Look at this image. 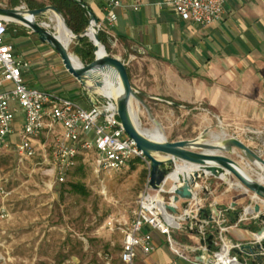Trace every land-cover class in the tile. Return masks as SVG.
<instances>
[{
    "label": "crops",
    "instance_id": "crops-1",
    "mask_svg": "<svg viewBox=\"0 0 264 264\" xmlns=\"http://www.w3.org/2000/svg\"><path fill=\"white\" fill-rule=\"evenodd\" d=\"M80 1L98 19L108 54L125 63L131 86L145 95L178 104L172 106L174 112L169 111L180 117L167 124L168 141L192 139L203 129L213 127V133L223 130L227 137H236L247 147L264 153V0H226L221 18L206 28L180 20L166 0H117L118 5L110 8L115 18L112 25L107 19L106 0ZM15 27L13 36L17 41L32 42L26 45V41H20V49L9 43L16 57L23 55L28 62L23 71L25 85L37 84L43 91L76 96L80 98L78 104L88 109L90 104L80 85L55 63L57 58L51 56L55 52L41 44L36 35ZM29 74L34 76L33 82L27 78ZM44 83L48 90H44ZM174 127L190 135L172 138ZM215 182L214 192L219 188ZM229 190L208 202L231 208L234 201L228 198ZM227 228V244L253 239L247 230L234 225ZM141 234L150 237L154 249L149 254L137 250L136 264H196L200 253L191 249L199 247L198 238L187 231H172V244L155 230L143 228ZM173 249L183 257L177 258ZM201 255L203 261L199 264H208V253L202 251Z\"/></svg>",
    "mask_w": 264,
    "mask_h": 264
},
{
    "label": "rangeland",
    "instance_id": "rangeland-1",
    "mask_svg": "<svg viewBox=\"0 0 264 264\" xmlns=\"http://www.w3.org/2000/svg\"><path fill=\"white\" fill-rule=\"evenodd\" d=\"M39 1L46 3V0ZM0 6L8 8V0H0ZM53 27L51 24L50 32H53ZM14 28L16 27L12 25L9 27L7 43L14 44L18 49L21 48L17 46L20 41H26V45L32 43L25 39L17 41L13 36ZM75 47L76 43L69 46L68 51L73 55ZM51 56L57 58L55 63L58 66L62 65L56 53ZM23 57L22 55L18 59L24 61ZM78 59L83 63L79 57ZM27 78L34 81L32 74ZM44 85V90H48L47 83ZM26 86L36 90L43 89L37 84ZM58 95L76 103L80 101L76 96L60 93ZM146 103L167 138L170 133L167 124H173L180 115L170 114L169 111L175 110L164 102L148 99ZM16 108L18 112L12 125L13 134L8 139L12 145L19 141L17 132L22 127L23 118L21 109L18 106ZM139 120L141 130L150 131L154 128L153 122L145 115L143 109L139 113ZM57 128L61 130L59 126ZM174 130L172 138L176 135H190L189 132H178L177 127H174ZM211 134L225 135L223 130L218 134ZM52 142L51 138H40L37 144L42 149H38L33 158L23 159L14 149L0 155V264H118L123 240L122 231L134 218L148 178L149 162L135 161L118 172L96 173L93 154L84 152L64 182L58 183L43 157L46 156L49 160ZM252 150L264 160V153ZM237 155L242 156L236 151L232 158L253 178H258L261 173L252 165L248 167ZM80 166L81 169L78 170ZM231 182L236 183L234 179ZM75 183L82 185L87 194L79 195L70 191V184ZM171 185V181L165 184L166 191ZM226 189L228 187H222L213 197L221 195ZM243 190L235 186L230 187L228 198L236 203V211L257 202L250 200L251 198L247 200L244 194L251 197L252 195L246 191L244 193ZM168 198L169 195H166L165 200ZM218 206L225 207L222 204ZM248 227H255L257 230V226L250 220L242 222L238 228L251 233L246 229Z\"/></svg>",
    "mask_w": 264,
    "mask_h": 264
},
{
    "label": "water",
    "instance_id": "water-1",
    "mask_svg": "<svg viewBox=\"0 0 264 264\" xmlns=\"http://www.w3.org/2000/svg\"><path fill=\"white\" fill-rule=\"evenodd\" d=\"M71 1L79 5L88 17L87 27L78 35L71 32L62 14L51 5L38 9L0 6V21L23 28L36 35L41 44L49 46L59 57L64 70L80 85L90 106H95L97 98L101 96L99 91L105 85L104 73L111 72L118 81V89L112 101L119 126L149 162L148 189L152 192L160 191L162 186L171 181L172 185L167 192L169 198L164 210L178 219L179 229L198 238L199 246L209 254L215 249L214 240L219 232L216 222L220 221L221 227H228L238 223L241 217H246V220L257 226L255 234L252 233L251 227L246 228L250 230L253 239L251 242L240 244L238 248H229V253L239 262L247 260V264L262 263L264 208L262 209L261 205H264V182L253 178L232 156L238 151L242 156L237 157L248 167L249 165L255 167L260 173L261 171L264 173V160L236 137L212 135L213 127L203 129L192 139L168 141L160 125L152 117L146 100H156L171 106L173 103L134 89L130 84L125 63L120 57L108 54L98 39L100 32L98 19L82 1ZM52 18L61 22L66 32V41L63 42L59 38L54 27L53 32H50ZM83 38H86L93 47V60L88 64L81 63L78 57L68 51L70 44L78 43ZM74 58L79 61L78 64L73 61ZM142 109L153 122L154 128L160 132L161 139H153L141 130L139 113ZM136 119L139 121L138 126ZM173 174H176L175 181L169 179ZM232 179L236 183H232ZM201 181L203 184H200ZM214 182L219 185L215 192ZM233 186L249 192L252 195L250 200L257 202L239 211L232 210L236 207L235 203L228 208L218 206L213 201L208 202L209 198L220 192L222 187ZM191 206L194 208L192 211ZM247 209H252V212L247 213ZM237 227H240V224ZM196 260L202 262L200 257Z\"/></svg>",
    "mask_w": 264,
    "mask_h": 264
},
{
    "label": "built area",
    "instance_id": "built-area-1",
    "mask_svg": "<svg viewBox=\"0 0 264 264\" xmlns=\"http://www.w3.org/2000/svg\"><path fill=\"white\" fill-rule=\"evenodd\" d=\"M136 3L140 0H135ZM118 5L117 0H106L105 10L108 11V23L113 24L114 16L110 13L112 6ZM176 16L201 28L217 22L226 5V0H166ZM26 8L25 5H20ZM138 7H134L136 11ZM8 25L0 21V155L14 149L16 154L29 159L36 155L37 141L40 138L53 140L49 160L44 162L50 167L51 173L58 183H63L67 174L75 167L82 153L93 154V167L96 173L118 172L125 169L132 161L147 162L135 143L127 137L119 126L115 116V107L111 98L100 96L95 106L82 108L78 103L58 94L28 88L23 81V71L28 68L27 61L19 60L11 44L6 42ZM21 109L23 114L22 127L18 130L19 141L12 145L8 142L13 134L12 125L15 115ZM59 126L61 128L58 132ZM148 178L144 192L140 196L137 210L131 224L122 231L123 240L118 258L119 264H136V251L149 254L154 249L150 237L141 234L143 228L157 231L172 244V231L179 230V221L164 210L168 195L164 186L160 191L148 189ZM246 221L241 217L234 226ZM111 222L109 226H111ZM216 224L219 232L214 240V251L207 255L208 264H247V260L239 262L229 248H238L240 244L226 243L227 227ZM251 242V241H250ZM218 248V249H216ZM193 253H207L200 246ZM177 258L182 254L173 249ZM262 263L264 264V252ZM196 264H199L196 259ZM69 264H80L72 262ZM106 264H109L107 262ZM169 264H176L171 262ZM257 264V263H256Z\"/></svg>",
    "mask_w": 264,
    "mask_h": 264
},
{
    "label": "trees",
    "instance_id": "trees-1",
    "mask_svg": "<svg viewBox=\"0 0 264 264\" xmlns=\"http://www.w3.org/2000/svg\"><path fill=\"white\" fill-rule=\"evenodd\" d=\"M9 7L8 8H15L18 6L20 2H23L26 5L27 9H38L43 8L46 5H51L55 7L58 12L62 14L64 17L65 23L67 27L71 30V32L74 35L80 34L88 24V17L86 15V12L77 4L72 2L71 0H46V3L38 2L37 0H8ZM9 27L11 25H8L7 31H9ZM98 39L103 43L105 46V49L107 50V40L102 35L101 32L98 33ZM92 45L86 38L81 39L78 43H76V47L74 50V53L76 56L80 58V60L84 64H88L93 60V54H92ZM173 103V107H176L178 104L175 102ZM81 159L78 157L77 161ZM136 162L139 160H135ZM132 161L131 163L135 162ZM130 163V164H131ZM81 169V166L78 168V170ZM70 191L77 193L79 195H86L87 192L84 189L82 185L79 184H70ZM252 231L255 232L256 228L251 227Z\"/></svg>",
    "mask_w": 264,
    "mask_h": 264
},
{
    "label": "bare ground",
    "instance_id": "bare-ground-1",
    "mask_svg": "<svg viewBox=\"0 0 264 264\" xmlns=\"http://www.w3.org/2000/svg\"><path fill=\"white\" fill-rule=\"evenodd\" d=\"M52 23L54 24V30L58 33L59 38L63 42L66 41L67 40L66 32H65V29L63 28L61 22L58 19L52 18ZM73 61L76 64L79 63V61L77 59H75V58L73 59ZM103 78L105 80V85L99 91V94L101 96H104V97L112 99L114 94H115V92H116V90L118 89V81H117L116 77L111 72L104 73ZM135 122H136V124L138 126L139 125V121L136 119ZM142 131H143V133L147 134L148 136H150L153 139H161L162 138L160 132L157 129H155V128H153L150 131H145V130H142ZM253 163L255 165L259 166L257 164V162L253 161ZM259 168H262V167L259 166ZM261 173H262V171H261ZM262 174H264V173H262ZM169 179L172 180V181H175L176 180V174L171 175ZM258 180H260L261 182H264V175L258 174ZM246 212L247 213H251L252 209H247Z\"/></svg>",
    "mask_w": 264,
    "mask_h": 264
}]
</instances>
